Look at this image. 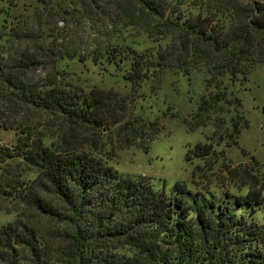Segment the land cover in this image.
I'll return each instance as SVG.
<instances>
[{
	"label": "trees",
	"instance_id": "trees-1",
	"mask_svg": "<svg viewBox=\"0 0 264 264\" xmlns=\"http://www.w3.org/2000/svg\"><path fill=\"white\" fill-rule=\"evenodd\" d=\"M20 1L0 0V14ZM33 2L0 29V131L15 134L11 144L0 140V198L17 213L0 227V264H264V225L240 210L264 204V184L250 170L226 167L237 182L218 200L196 198L178 182L168 193L164 181L155 188L148 177L115 170L105 141L112 135L124 148L156 140L157 120L132 116L130 107L145 81L169 72L187 81L203 75L190 131L223 115L225 104L242 118L223 80L264 65V0H206L226 22L215 13L182 19L172 0ZM141 35L173 42L132 60L129 93L62 82L59 61L121 69L135 53L126 38ZM214 154L197 143L185 160L206 163Z\"/></svg>",
	"mask_w": 264,
	"mask_h": 264
},
{
	"label": "rangeland",
	"instance_id": "rangeland-1",
	"mask_svg": "<svg viewBox=\"0 0 264 264\" xmlns=\"http://www.w3.org/2000/svg\"><path fill=\"white\" fill-rule=\"evenodd\" d=\"M172 2L179 3L182 19L211 16L212 13H215L219 20L225 18L210 9L206 0ZM33 3V0H21L17 8L8 10V14L16 16L25 13V6ZM5 9L7 5L0 2V11ZM8 14H0V29L4 25V18L10 20ZM125 41L131 42L130 46L135 53L121 69L105 64H93L90 59L85 62H79L77 59L63 60L57 63V68L64 75L62 82L77 85L84 90L112 89L127 94L130 92L128 78L132 60L144 53L155 54L168 50L173 37L168 36L160 42H153L141 35L137 38L128 37ZM188 78L190 80L187 81L184 75L169 72L162 76L161 81L156 78L145 81L138 93L139 98L132 102L131 114L140 115L147 121L157 120L160 127L158 136L152 142H147L145 137L139 145L124 148L117 146L112 135L110 138L106 137L105 141L110 143L108 139H111L112 142V146L108 143L106 145L110 157L109 164L124 175H143L150 178L155 188H160L161 182L164 181L168 193L172 192L175 182L185 183L191 193L199 199H208L212 195L218 200L226 189L233 190V183L237 181L233 182L230 177H225L226 167L250 170V173L264 184V65L254 67L246 76L240 75L237 80H229L228 77L223 80L222 87L225 88L226 99H238V111L242 118L238 119L234 108L225 104L223 115L211 114L206 126L193 131L188 129L185 122L191 121V112L195 110L196 103L203 93V75L193 72ZM234 123L238 130L231 135V124ZM14 139L12 128L0 131L3 144H11ZM197 143H210L213 146L215 154L208 162L198 158L185 160L187 151ZM145 145L148 146L147 149L142 148ZM211 161L214 163L210 166ZM208 167L211 169H207ZM27 173L31 178L35 177L34 172ZM188 202L190 203V199ZM240 210L249 221L264 225V204L243 205ZM16 215L13 204L0 198V227L13 221Z\"/></svg>",
	"mask_w": 264,
	"mask_h": 264
}]
</instances>
